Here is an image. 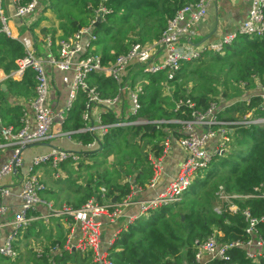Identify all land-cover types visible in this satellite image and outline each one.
Returning <instances> with one entry per match:
<instances>
[{
  "label": "trees",
  "instance_id": "trees-1",
  "mask_svg": "<svg viewBox=\"0 0 264 264\" xmlns=\"http://www.w3.org/2000/svg\"><path fill=\"white\" fill-rule=\"evenodd\" d=\"M104 1L52 0L58 14L69 20V31L63 38L90 25ZM193 1L106 0L105 5L111 12L94 24L98 51L105 61H110L128 52L134 43L158 40L176 12ZM25 55L22 42L0 34V69L7 76L0 82L1 117L4 126H13L16 130L23 126L25 108L36 94L33 69H27L19 79L12 75L19 67L17 61ZM88 81L105 96L118 92L117 83L109 77L93 73ZM259 85L264 86V36L239 35L221 52L206 50L199 59L185 62L174 79H168L166 72L149 77L141 99V115L148 123L110 128L101 148L88 153L77 168L73 167L75 171L87 170L94 166L98 154L105 158L117 157L109 168L96 165V174L74 207L81 208L90 200L100 205L121 204L139 188L147 190L157 171L152 156L161 158L168 139L179 141L187 135L183 122L195 120L197 113H205L213 104L221 106L237 100L234 108L238 118L223 120L219 115L222 121H237L232 125L233 133H229L232 140L229 148L225 153L216 154L208 167L196 171L181 200L149 209L119 229L108 252L114 264H200L196 260V241L206 240L215 233L222 243L247 242L250 238L246 232L247 219L241 212H232L231 204L238 205L241 211L248 210L258 219L257 228L264 237V221H261L264 197L235 198L230 202L220 194H260L256 190L260 187L264 193V123H244L264 117L263 99L254 93ZM249 93L253 95L244 99ZM8 95L16 98L13 104L7 101ZM85 103L86 95L80 92L65 130L75 132L76 139L88 143L93 136L77 132L84 126ZM249 112L253 113L251 119L247 117ZM115 120L113 113L104 114L105 123ZM0 142H3L1 135ZM62 171L61 180L67 181L68 169L62 166ZM53 192L48 187L42 194L43 199ZM66 238L60 235L36 249L27 246L24 260L0 255V264H6V260H11V264H101L95 259L97 253L93 247L65 249ZM57 246L60 252L56 251ZM209 264H264V258L253 260L245 248L236 247L227 252V258L215 259Z\"/></svg>",
  "mask_w": 264,
  "mask_h": 264
},
{
  "label": "built area",
  "instance_id": "built-area-1",
  "mask_svg": "<svg viewBox=\"0 0 264 264\" xmlns=\"http://www.w3.org/2000/svg\"><path fill=\"white\" fill-rule=\"evenodd\" d=\"M217 0H194L180 8L171 18L160 38L152 43H134L128 52L117 56L115 60L105 61L104 55L98 51L96 42L98 36L94 32V24L98 17L102 19L111 12L104 4L96 11V19L86 27L72 33L59 41V57L51 56L49 63L58 71L74 72V78L70 85L68 101L64 107L54 109L50 105V76L46 69L45 61L30 47L26 48V55L17 61L18 68L12 72L14 78L23 77L26 70L31 68L36 74L35 97L30 101V109L25 110L23 126L16 130L13 126H4L1 117L0 104V135L3 143L12 147L11 157L0 166V215L8 213L9 207L3 204L5 197L12 195V189L2 183L3 179L18 171L27 164L25 151L32 145H37L57 138L64 139L74 147L64 148L54 146L48 152L33 155L27 164V170L20 183L18 197L21 199V207L16 214L13 225L16 233L22 228L29 227L38 220L49 221L52 214L61 213L66 217L80 221L83 234L78 245L67 241L65 249L93 247L96 250V261L101 264H114L108 255H100L99 248V218L108 214L115 219L120 214V206L130 204L127 199L121 204L100 205L90 200L81 208H65L57 211L53 204L44 200L42 192L47 185L41 179L38 169L50 166L56 178L63 176V164H71L77 168L87 154L101 145L102 140L112 127L133 126L145 124L148 121L141 115L143 104L142 97L145 95V82L151 76H157L162 72L167 73L168 79H174L185 62L197 60L206 50L221 52L226 45L232 44L239 35L264 36V0H249L250 9L247 19L240 26L239 31L225 36L218 42L212 43L204 49L194 48L188 44L195 35L198 24L206 17L211 5ZM14 7L13 14L7 13L4 0H0V34L13 38L11 20L13 18H25L33 15L40 0H10ZM51 39H48V42ZM93 73L111 78L118 85V92L114 96L103 95L97 87L89 84L88 78ZM259 95L263 99L264 109V86L259 85ZM86 95L85 109L83 111L84 126L77 132L89 133L93 140L85 143L76 139L72 131L65 130L71 113L76 107L79 93ZM128 103V106H126ZM113 113L116 120L112 123L104 122V114ZM264 123V117H259L244 123ZM157 123V122H155ZM184 128L187 135L179 140V144L186 150L180 173L170 183L167 191L154 198L141 201V213L144 215L149 209H156L181 200L185 191L190 187L196 171L210 165L214 156L226 150L229 141V129L225 121L219 117V107L213 104L205 113H197L193 121H185ZM206 130L200 131V129ZM220 138L218 149L211 151L208 145L211 141ZM171 139L166 142L165 152L170 147ZM81 147L77 150L75 147ZM152 163L158 169V158L152 156ZM260 194L246 196H228L221 192V198L232 202L235 198L264 197L262 188H257ZM41 205L47 206V212H38ZM115 207L110 211V208ZM220 212V206L216 207ZM230 210L234 213L241 212L245 215L248 226L247 234L250 236L247 242L222 243L218 234H213L208 239L196 241V260L200 264H209L215 259L227 258L230 249L242 247L246 254L253 260L264 258V237L259 234L257 224L259 220L252 217L248 210L241 211L238 205L231 204ZM264 221V217L261 219ZM112 244V243H111ZM60 252L61 248L56 247ZM41 251V249H39ZM0 255L13 260L21 258V251L16 248L14 233L9 234L3 244L0 245ZM53 264H56L53 262Z\"/></svg>",
  "mask_w": 264,
  "mask_h": 264
},
{
  "label": "crops",
  "instance_id": "crops-1",
  "mask_svg": "<svg viewBox=\"0 0 264 264\" xmlns=\"http://www.w3.org/2000/svg\"><path fill=\"white\" fill-rule=\"evenodd\" d=\"M4 7L8 14H13L14 7L12 3H10V0H4ZM249 9V0L215 1L211 5L206 17L198 24L196 35L188 41V44L197 49H204L208 45L220 41L227 35L237 33L240 26L247 19ZM10 23L14 35L13 39L19 40L26 46L30 47V49H33L46 63V69L50 76L51 85L50 105L54 109L64 107L68 101L74 72L58 71L49 63V60L51 56L59 57L58 43L60 39H63V36H65L66 33L68 34L69 20L67 18H62L60 14H58V11L54 8L52 0H40V4L33 15L25 18H13ZM48 39H51V41L48 42ZM6 77L4 70L0 69V82H3ZM259 92V89L254 90V93ZM252 95L253 93H249L244 99L250 98ZM7 97V101L12 104L16 101V98L12 95H8ZM236 103L237 100L234 99L233 101L218 106L219 115L223 120L231 117H239V113L234 108ZM126 106H128V103H126ZM25 110L31 112L30 105L26 106ZM252 114V112H249L247 117H249V119L253 118ZM235 122L237 123V121ZM235 122L225 120L229 133H233L234 129L232 128V125H234ZM203 130H206V128L200 129V131ZM219 141L220 138L211 141L208 145V149L211 151L218 149ZM54 146L64 148L74 147L67 142H65V144L55 143L54 140L37 144L25 151L24 156L26 157L27 164L33 155L48 152ZM75 148L77 150L81 149L79 146H76ZM99 148H101V145L97 146V148L90 153L95 152ZM221 153L225 152L222 151ZM11 155L12 147L0 142V166L3 165ZM186 156L187 152L179 144V141L171 139L168 150L164 152V155L161 158H158L159 164L155 178L148 186L147 190L139 188L134 191L130 196V199L132 197L137 200L134 202L131 201L128 205L120 206L119 209L121 214L117 218L113 219L108 214H104L99 218L101 222L99 227L100 244L97 251L100 255H109V248L114 242L115 235L119 233V229L123 226L127 227L130 222L134 221L140 215L141 201L149 200L167 191L170 183L180 173ZM84 159L82 161H84ZM27 164L18 171L6 176L2 181L4 185L11 187L12 195L3 199V204L9 207V211L4 216L0 215V245L3 244L9 234L14 233L15 244L19 246L23 253L20 258L21 260H24L25 255L27 254V246L32 249L43 247L48 244L51 239L58 238L61 235L51 231V225H57L59 227L65 226L67 228V233H62V235L67 237L66 240L68 242L75 245H78L83 234V227L80 221L66 217L61 213L52 214L50 220L47 222L44 220L33 222L29 227L22 228L16 233L13 221L22 203L21 199L18 197V193L21 180L27 170ZM63 166L66 167V169L69 168L68 166L72 167L71 164H63ZM50 170H52L50 166H44L39 172L40 174L42 171L49 173ZM63 178L64 177L54 179L52 185L57 183L64 184L65 182L61 180ZM46 200L50 203L52 202L48 198ZM39 210L41 213H46L47 206L41 205L38 208V211ZM53 222L55 223L53 224ZM43 223L44 225H42Z\"/></svg>",
  "mask_w": 264,
  "mask_h": 264
},
{
  "label": "rangeland",
  "instance_id": "rangeland-1",
  "mask_svg": "<svg viewBox=\"0 0 264 264\" xmlns=\"http://www.w3.org/2000/svg\"><path fill=\"white\" fill-rule=\"evenodd\" d=\"M145 82H148V84H149V78L146 79V81H144V83ZM230 141H232V140H231V137L229 136L228 142H230ZM54 142L59 143V144H63V143L65 144L64 139H61V138L55 139ZM227 148H229V143L227 144ZM94 159H95L94 166H90L87 170L85 169V170L75 171L73 169V167L68 166L69 168H68L67 172L70 174L68 175V178L66 179L67 181H64L65 182L64 184H62V183L58 184L57 183L55 185H52L54 179H60V178L55 177L54 171L50 170L49 173H47V172L45 173L44 171H42V173H41L42 176H41V174L39 172V170L41 168L38 169V172L40 174L41 179L47 185V189H48V187L54 189V192L48 195V199L50 201H52L51 202L52 204H54L53 208L55 210L60 212V211H63L66 207L67 208L73 207L74 209H76V207H74V205H77L79 203V201L81 200V193L84 192V189L86 188V186L91 182L93 175L96 174V171L94 170L96 168V165L97 164H98V166L101 165L100 166L101 168H103V167L109 168L115 161H117V157H115L114 155H111V156L105 158V157H102L101 155L98 154L97 157ZM63 176H64V173H63ZM45 191L42 192V194L45 193ZM44 200H46V199H44ZM54 223L55 222H53V224ZM42 225H44V223ZM51 227H50V230L54 231L56 234L62 235V233L63 234L67 233V231H66L67 228L65 226L59 227L57 225H55V226L51 225ZM99 237H100V234H99ZM99 242H100V239H99ZM66 244H67V240H66L65 245ZM0 259H1V256H0ZM4 263L11 264V260H6Z\"/></svg>",
  "mask_w": 264,
  "mask_h": 264
},
{
  "label": "water",
  "instance_id": "water-1",
  "mask_svg": "<svg viewBox=\"0 0 264 264\" xmlns=\"http://www.w3.org/2000/svg\"><path fill=\"white\" fill-rule=\"evenodd\" d=\"M101 21H102V18L101 17H98L97 20H96V22H95V24L97 25ZM3 87H5V85ZM33 146H35V145H32L31 147H33ZM183 219H184V216H183Z\"/></svg>",
  "mask_w": 264,
  "mask_h": 264
}]
</instances>
